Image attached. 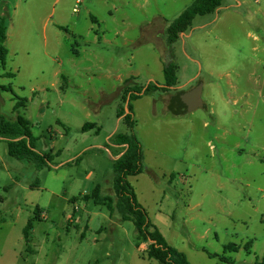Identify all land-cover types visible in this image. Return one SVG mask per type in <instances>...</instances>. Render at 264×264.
Listing matches in <instances>:
<instances>
[{"label": "rangeland", "instance_id": "rangeland-1", "mask_svg": "<svg viewBox=\"0 0 264 264\" xmlns=\"http://www.w3.org/2000/svg\"><path fill=\"white\" fill-rule=\"evenodd\" d=\"M76 1L0 0V19L11 25V54L0 65V116L16 120L14 107L25 99L21 111L39 138L37 150L49 153L54 144L53 154L62 152L51 169L38 170L0 144V197L10 204L0 205V218L16 217L15 226L0 225V248L20 238L41 208L47 214L36 210L35 246L25 257L37 251L42 264H158L147 258L149 244L137 241L134 224L122 221L120 206H128L115 195L114 157L126 149L117 136L130 132L118 112L131 106L145 169L129 181L169 245L191 264H228L208 253L260 264L264 0H223L228 9L196 17L172 46L167 30L194 0H80L73 14ZM168 63L178 66V82L155 90L165 84ZM197 88L205 107L176 115L179 95ZM135 92L140 98L130 99ZM89 122L103 127L100 135L83 132ZM109 197L116 199L113 217ZM13 200L24 203L21 215ZM74 203L93 213L87 237L96 242L76 238L89 219L79 222L83 211ZM70 239L83 248L63 250ZM231 244L237 252L225 250ZM3 254L0 264H14V254Z\"/></svg>", "mask_w": 264, "mask_h": 264}, {"label": "trees", "instance_id": "trees-1", "mask_svg": "<svg viewBox=\"0 0 264 264\" xmlns=\"http://www.w3.org/2000/svg\"><path fill=\"white\" fill-rule=\"evenodd\" d=\"M223 0H194L181 15L169 26L167 30L168 43L173 45L180 35L185 33L192 25L196 17L206 16L215 13L222 5ZM7 25L4 18L0 19V65L6 66L7 58L9 56V49L7 47ZM178 66L174 63H168L164 66L163 72L165 77V84L159 87L154 85L155 90L162 89L169 91L178 82L176 70ZM11 78H15V74H11ZM151 88L148 86L145 91ZM140 93L135 92L130 96V99L140 98ZM26 108V100L19 99V103L15 105L14 112L17 114L14 122L8 120L4 116H0V139L5 140L8 145L9 156L17 160H27L33 163L38 170L51 169L55 158L59 156L60 152L53 154V152L42 153L37 150V141L39 138L35 137L31 123L22 115V109ZM133 107L129 106L125 112H118V117H123L125 124L128 126L130 132L120 134L117 136L119 145L125 146V151L114 162V183L115 195L121 203H125L128 208L120 206V214L122 221L132 222L136 229L137 241L140 244L147 243L149 248L146 251V256L150 260H156L159 264H191L186 254L178 249L172 247L167 242L166 238L160 232L159 228L151 221L146 209L139 203L135 190L133 189L129 178L135 177L143 173L144 155L142 145L135 135V121ZM92 129H97L96 133L101 132V127L96 123H86L83 126V132H89ZM100 187L96 188L99 191ZM102 200V199H100ZM108 209L110 216L113 217L115 213V198L109 197ZM97 204L101 202L96 201ZM33 229L32 222H29L24 229V237L26 242L30 239V231ZM225 250L230 252H237L235 244L225 247ZM211 258H219L223 263L232 264L233 260L225 256H219L208 253ZM259 264V263H258ZM264 264V255L262 262Z\"/></svg>", "mask_w": 264, "mask_h": 264}, {"label": "crops", "instance_id": "crops-1", "mask_svg": "<svg viewBox=\"0 0 264 264\" xmlns=\"http://www.w3.org/2000/svg\"><path fill=\"white\" fill-rule=\"evenodd\" d=\"M78 1V0H77ZM76 1V2H77ZM223 2V1H222ZM244 2V0H242V1H238L237 2V4H240V3H243ZM255 2L257 3V4H259L260 3V0H255ZM228 7L229 6H222L221 5V7L220 8H225V9H228ZM1 16H3V14L1 15ZM10 24H8V27H7V35H8V38H7V42H6V44L9 46V43H10V40H11V33H10V31H9V29H10ZM8 49H9V47H8ZM11 54V50L9 49V55ZM15 113V112H14ZM16 114V113H15ZM17 115V114H16ZM6 118V117H5ZM9 120V119H8ZM10 121H12V122H14L13 120H10ZM89 123H91V122H89ZM102 130H103V127L101 126V132H102ZM33 132V131H32ZM101 132L100 133H96L95 132V134L96 135H100L101 134ZM85 133H88V132H85ZM7 143L5 140H2V139H0V144H2V143ZM8 146V145H7ZM53 146V148L51 149V151L53 152V149H54V144L52 145ZM123 146V145H122ZM125 147V146H124ZM8 148V147H7ZM106 148V147H105ZM107 149V148H106ZM106 152H109L110 150L109 149H107V150H105ZM125 151V150H124ZM123 151V152H124ZM60 152V154H59V156H57L56 158H55V160L58 158V157H60L61 155H62V152L61 151H59ZM123 152L122 153H120L119 155H116L115 157H114V162H115V160H117L120 156H122V154H123ZM58 153V152H57ZM9 154V153H8ZM11 157V156H10ZM2 159L4 160V163H5V158H2L1 156H0V160L2 161ZM16 159V158H15ZM21 161V160H20ZM114 164V163H113ZM4 166V170L6 171V172H8L9 173V169H8V167H7V165H3ZM53 166V165H52ZM11 176V179H12V181H14L15 183H14V185H17L18 183H19V179H18V177H15V176H13L12 174L10 175ZM91 175H87L86 177H85V180L86 181H91ZM79 184H80V181H77ZM33 187V186H32ZM94 189H96V188H94ZM93 189V190H94ZM92 190V191H93ZM5 192L7 193V194H10L11 192H12V187H9L8 189H5ZM87 193H89V192H87ZM0 205L2 206V207H4L5 208V206H6V204L8 203V198H6V197H0ZM59 199H61V198H59ZM62 200L64 201V202H68L69 203V201H70V198L68 197V198H66V197H63L62 198ZM59 201V200H58ZM12 203L14 204L13 206H14V210L13 211H16V213H18L19 215H21L23 212H24V203H22V202H20V201H17V200H13L12 201ZM59 203V202H58ZM9 204V203H8ZM71 204V203H70ZM10 205V204H9ZM73 205V207L75 206H77L78 208H77V210H79V211H83L82 212V214H79L80 216H79V218L80 219H82L81 221H79V222H82V221H84V217H85V220H87V219H89V222H88V225H86V226H84V227H80V228H76V230H79V237H76V238H78V240H79V242H82V241H84V240H87V242H89V241H91V240H93L94 242H96L97 241V239L94 237L93 239H90V238H88L87 237V234H88V231H90L91 230V228H90V224L92 223V215L91 214H93V213H91V211H89V208H87V206H86V208H84V207H79L80 205L79 204H72ZM27 207V206H26ZM98 207H103V209L105 208L106 210H107V206H103V205H98ZM42 210V212H45V214H47L46 213V211L44 210V209H41V208H37L36 210ZM36 210H35V212H34V215H33V217L31 218V219H29L28 221H27V224L23 227V229H22V235H21V237L20 238H18V239H16V241L14 242H12V240L10 241V246L8 245V247L6 248V247H1L0 248V256L4 253V252H7V253H12V254H14V256H15V261H14V264H42V262L41 261H38V257H39V254H38V252L37 251H34V252H32L31 254L29 253L28 254V256L27 257H25L24 256V254H26L27 252H28V248L30 247V244H32L33 246H35V226H36V223L37 222H35L36 220H33V219H36L38 216L36 215ZM73 210H75V208H73ZM12 212V211H11ZM13 213V212H12ZM51 213V212H50ZM84 213V214H83ZM52 214V213H51ZM74 213H69V214H66V219L67 218H71L72 217V215H73ZM68 215V216H67ZM94 215H97V213H94ZM65 216V215H64ZM111 220V219H110ZM112 221V220H111ZM15 222H16V217H15V219L13 220V221H7L6 219H3V218H0V225H4V226H6V227H10V226H15ZM29 222H32V224H33V229L30 231V233H31V235H30V240L28 241V242H26V240H25V237H24V229L26 228V226L28 225V223ZM64 223H65V220H64ZM112 223V225H115V226H117V227H121V224H119L117 221H112L111 222ZM155 224V223H154ZM156 225V224H155ZM157 226V225H156ZM123 227V226H122ZM158 227V226H157ZM1 228V227H0ZM75 228V227H74ZM159 228V227H158ZM87 230V231H86ZM159 230H160V232L163 234V232L161 231V229L159 228ZM10 231V230H9ZM86 231V234H84V232ZM53 235V234H52ZM163 236H164V234H163ZM165 237V236H164ZM18 241H20V243H22V245L18 242ZM75 242H76V240H73V239H70V244H71V247L69 246L68 247V245L67 244H64V246H62V248H63V250H66V249H68L70 252H72V251H75V250H77L78 249V246H79V248H83L82 247V245H79V244H75ZM168 242V241H167ZM38 244V243H37ZM73 244H75V245H73ZM144 245H146L147 243H143ZM142 246V245H141ZM140 246V247H141ZM140 247L138 248V251H141V249H140ZM34 248V247H33ZM146 251V250H145ZM145 251H143V253H145ZM4 256V254L2 255V257ZM188 258V257H187ZM32 259V260H31ZM153 260V259H152ZM156 261V260H155ZM159 264V263H158Z\"/></svg>", "mask_w": 264, "mask_h": 264}, {"label": "water", "instance_id": "water-1", "mask_svg": "<svg viewBox=\"0 0 264 264\" xmlns=\"http://www.w3.org/2000/svg\"><path fill=\"white\" fill-rule=\"evenodd\" d=\"M204 107L205 103L202 100V89L197 88L195 91L179 95V101L174 112L176 115L184 116Z\"/></svg>", "mask_w": 264, "mask_h": 264}, {"label": "built area", "instance_id": "built-area-1", "mask_svg": "<svg viewBox=\"0 0 264 264\" xmlns=\"http://www.w3.org/2000/svg\"><path fill=\"white\" fill-rule=\"evenodd\" d=\"M80 4V0H78L77 2H76V6L74 7V9H73V14H77V13H79V9H78V5ZM44 217H46V216H44Z\"/></svg>", "mask_w": 264, "mask_h": 264}, {"label": "flooded vegetation", "instance_id": "flooded-vegetation-1", "mask_svg": "<svg viewBox=\"0 0 264 264\" xmlns=\"http://www.w3.org/2000/svg\"><path fill=\"white\" fill-rule=\"evenodd\" d=\"M193 91H195V90H193Z\"/></svg>", "mask_w": 264, "mask_h": 264}]
</instances>
